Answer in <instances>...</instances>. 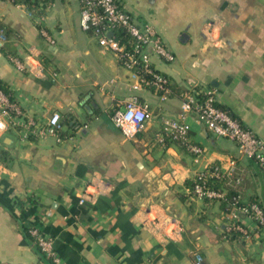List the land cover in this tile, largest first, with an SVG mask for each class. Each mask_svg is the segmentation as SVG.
Segmentation results:
<instances>
[{
	"label": "crops",
	"instance_id": "1",
	"mask_svg": "<svg viewBox=\"0 0 264 264\" xmlns=\"http://www.w3.org/2000/svg\"><path fill=\"white\" fill-rule=\"evenodd\" d=\"M124 2L176 55L154 56L171 92L137 91L151 117L133 138L112 115L138 75L83 28L81 1L0 0V80L20 108L0 132V264H47L31 226L53 237L62 264H196L198 253L201 264H264V225L242 215L243 229L231 228L228 203L192 191L196 172L234 159L222 183L229 196L264 206L261 167L195 111L186 118L204 147L199 159L159 135L163 118L183 113V93L214 89L218 104L264 136V0ZM54 111L62 131L40 135ZM87 186L94 197L81 203Z\"/></svg>",
	"mask_w": 264,
	"mask_h": 264
},
{
	"label": "built area",
	"instance_id": "2",
	"mask_svg": "<svg viewBox=\"0 0 264 264\" xmlns=\"http://www.w3.org/2000/svg\"><path fill=\"white\" fill-rule=\"evenodd\" d=\"M81 24L85 30L97 36L99 44L112 51L116 61L137 73L138 79L132 83L134 90L124 101L123 106L113 111V121L128 138L135 137L144 129L151 117L148 102L144 101L138 90L152 88L161 98H167L171 92L170 79L154 64V56L173 61L176 58L173 50L150 22L140 23L127 9L124 0H80ZM48 35L47 32H44ZM49 36V35H48ZM7 40L4 26H0V44ZM18 68L24 62L14 59ZM183 113L178 116L163 118L160 139H169L184 143L188 150L199 159L204 154V147L190 138L191 124L186 113L195 111L198 119L217 137L227 138L237 143L240 153L256 161L264 172V136L254 132L229 110L218 104L214 89L192 90L183 93ZM14 112H20L19 106L11 100V95L0 86V132L7 127V117L13 118ZM63 128L60 112L54 111L45 126L38 127V133L58 135ZM236 160L230 161L227 170L219 164H209L195 173L192 191L201 198L222 200L228 203L229 226L243 229L242 215H248L264 225V206L258 201H246L238 191L229 196L223 186L224 179L234 173ZM94 190L89 186L80 197V202L93 198ZM29 232L35 244L54 264H62V259L54 248V239L38 226H31ZM175 232V228L171 233ZM202 263L201 254H197L196 264Z\"/></svg>",
	"mask_w": 264,
	"mask_h": 264
},
{
	"label": "trees",
	"instance_id": "3",
	"mask_svg": "<svg viewBox=\"0 0 264 264\" xmlns=\"http://www.w3.org/2000/svg\"><path fill=\"white\" fill-rule=\"evenodd\" d=\"M15 1H17V0H15ZM22 1H24L28 6H30V7H34V6H36L37 5V3H38V1L39 0H22ZM0 86L2 87V89L4 90V91H6V89H5V87H4V85H3V83L1 82V80H0ZM7 92V91H6ZM222 106V105H221ZM224 108H226L227 110H229L234 116H236L229 108H227V107H225V106H223ZM237 117V116H236ZM239 118V117H238ZM240 119V118H239ZM241 120V119H240ZM242 121V120H241ZM243 122V121H242ZM244 123V122H243ZM245 124V123H244ZM246 125V124H245ZM248 126V125H247ZM232 195H234V192L232 191L231 192V196ZM23 230H24V232H25V234H26V236L29 238L30 236H29V234H28V232H27V230H25V228H23ZM39 248V247H38ZM37 248V249H38ZM38 252H40V255H41V257L43 258V261L44 262H46L47 264H54L53 263V261H52V258H50V257H48L44 252H42L41 250H40V248L38 249Z\"/></svg>",
	"mask_w": 264,
	"mask_h": 264
}]
</instances>
